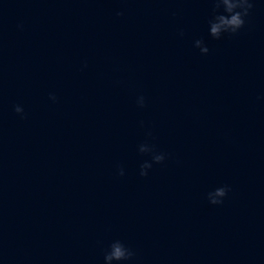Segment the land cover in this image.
Instances as JSON below:
<instances>
[{"label":"water","instance_id":"water-1","mask_svg":"<svg viewBox=\"0 0 264 264\" xmlns=\"http://www.w3.org/2000/svg\"><path fill=\"white\" fill-rule=\"evenodd\" d=\"M213 8L0 0V264H264V0Z\"/></svg>","mask_w":264,"mask_h":264},{"label":"clouds","instance_id":"clouds-1","mask_svg":"<svg viewBox=\"0 0 264 264\" xmlns=\"http://www.w3.org/2000/svg\"><path fill=\"white\" fill-rule=\"evenodd\" d=\"M214 4L213 12L217 13L222 7L223 12L214 14L213 18L209 21V34L214 39H220L225 33L236 34L245 25V17L250 14V10L253 8L254 0H212ZM117 15H123V13H117ZM182 34V33H181ZM195 46L200 49L201 53L207 54L209 49L204 45L202 40H196ZM50 99L55 101V96H50ZM140 107L144 106V97L141 96L137 101ZM15 112L18 114L23 113V108L19 105L15 107ZM141 153L152 154V160L155 163H162L165 160V155L160 153L156 154L153 147L142 144L139 148ZM152 164L147 161L141 165V176H147V169L151 168ZM120 175H123V170H120ZM229 189L225 187L217 188L214 192L208 193L209 202L213 205L223 203V198L227 195ZM135 253L128 247H126L121 241H114L109 250L105 252L104 261L105 264H120V262L130 261L134 257Z\"/></svg>","mask_w":264,"mask_h":264}]
</instances>
